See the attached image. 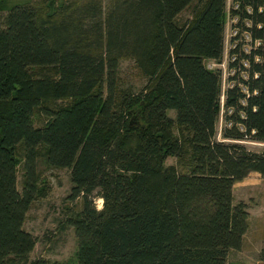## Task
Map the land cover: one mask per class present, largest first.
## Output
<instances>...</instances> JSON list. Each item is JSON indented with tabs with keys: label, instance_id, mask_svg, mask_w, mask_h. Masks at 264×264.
I'll list each match as a JSON object with an SVG mask.
<instances>
[{
	"label": "trees",
	"instance_id": "trees-1",
	"mask_svg": "<svg viewBox=\"0 0 264 264\" xmlns=\"http://www.w3.org/2000/svg\"><path fill=\"white\" fill-rule=\"evenodd\" d=\"M233 2L263 46L249 97L235 75L222 103L208 63L225 53L228 0H0V264H227L242 248L249 211L233 188L264 177V151L244 143L264 142V0ZM129 59L139 91L122 85ZM39 159L69 169L80 200L65 217L77 242L67 260H30L25 221L47 191Z\"/></svg>",
	"mask_w": 264,
	"mask_h": 264
},
{
	"label": "rangeland",
	"instance_id": "rangeland-1",
	"mask_svg": "<svg viewBox=\"0 0 264 264\" xmlns=\"http://www.w3.org/2000/svg\"><path fill=\"white\" fill-rule=\"evenodd\" d=\"M33 0H7L11 7L16 4H23ZM110 0H104L108 4ZM231 1V0H229ZM6 12H0L1 18ZM191 10H187L182 17L189 18ZM226 16V23H227ZM228 35H231L229 32ZM225 59V57H224ZM227 68V65L220 69ZM119 75L122 85L126 88L133 87L135 91L141 90L146 79L137 70L133 60H124L120 64ZM224 77V76H223ZM222 117L218 123V136H221L225 120ZM175 116V111L170 112ZM40 124L41 120L36 119ZM250 150L264 151V142L245 141ZM39 171L41 173V185H46L47 191L43 196L38 197L31 206L25 221V228L37 238V244L30 254V260L45 257L53 260H67L74 257L77 242L72 227L65 226V217L69 208H80V200L72 201L68 198L72 181L69 169L47 168L39 159ZM167 164H178L175 157H169ZM23 175L22 166L18 169V188L21 189ZM235 202L246 203L249 211V228L245 235L243 246L240 250H231L227 264H262L260 251L264 247V177L259 173L252 172L245 179L235 183L233 188ZM98 208L103 207V200L100 197L95 199Z\"/></svg>",
	"mask_w": 264,
	"mask_h": 264
},
{
	"label": "built area",
	"instance_id": "built-area-1",
	"mask_svg": "<svg viewBox=\"0 0 264 264\" xmlns=\"http://www.w3.org/2000/svg\"><path fill=\"white\" fill-rule=\"evenodd\" d=\"M240 7L239 3L233 0L227 3V23L225 30V59L221 62L209 61L208 67L211 69H223V96L222 103H224L225 90L228 87L234 86L235 81H230V77L238 75L244 80L250 78V68L252 63L261 61V56L258 54L259 48L263 46V40L260 37H255L251 30L253 22L250 19L242 18L239 14H232L233 10L236 11ZM246 10L251 12L252 7L246 6ZM240 23V24H239ZM231 35H228V33ZM238 55L240 59H238ZM238 59V60H237ZM243 91L248 94L244 83H238ZM245 102V100H243ZM222 109L225 112V106L222 104ZM231 111V110H229ZM222 117V111H221ZM224 118V113H223ZM225 125V124H224ZM223 125V126H224Z\"/></svg>",
	"mask_w": 264,
	"mask_h": 264
},
{
	"label": "bare ground",
	"instance_id": "bare-ground-1",
	"mask_svg": "<svg viewBox=\"0 0 264 264\" xmlns=\"http://www.w3.org/2000/svg\"><path fill=\"white\" fill-rule=\"evenodd\" d=\"M224 56H225V53H224ZM224 56H223V59H224ZM238 59H240V56L238 55V57H237ZM223 59H222V61H223ZM237 59V60H238ZM218 70H221L222 71V69H218ZM222 76H223V71H222ZM258 76V74L257 73H255V77H257ZM222 80H223V78H222ZM249 80H250V78L247 80V82H246V84H245V86H246V89H247V91H248V94H247V96L246 97H249V86H248V82H249ZM228 89V88H227ZM225 92H226V90H225ZM256 93V92H255ZM222 96H223V84H222ZM222 96H221V99H222ZM224 96H225V94H224ZM225 98V97H224ZM225 100V99H224Z\"/></svg>",
	"mask_w": 264,
	"mask_h": 264
}]
</instances>
